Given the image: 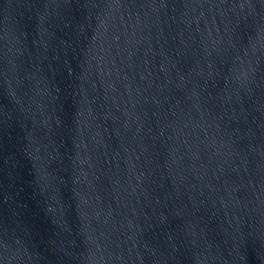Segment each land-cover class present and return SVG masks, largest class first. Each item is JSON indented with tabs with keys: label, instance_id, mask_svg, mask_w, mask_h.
<instances>
[{
	"label": "water",
	"instance_id": "1",
	"mask_svg": "<svg viewBox=\"0 0 264 264\" xmlns=\"http://www.w3.org/2000/svg\"><path fill=\"white\" fill-rule=\"evenodd\" d=\"M0 264H264V0H0Z\"/></svg>",
	"mask_w": 264,
	"mask_h": 264
}]
</instances>
